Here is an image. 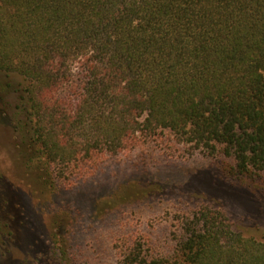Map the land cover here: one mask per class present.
<instances>
[{"label": "trees", "instance_id": "16d2710c", "mask_svg": "<svg viewBox=\"0 0 264 264\" xmlns=\"http://www.w3.org/2000/svg\"><path fill=\"white\" fill-rule=\"evenodd\" d=\"M0 73L20 154L55 189L166 132L170 149L264 171V0H0ZM177 213L169 255L132 232L116 238L117 264H264V239L220 204ZM69 238L54 263L73 264ZM16 243L0 218V263Z\"/></svg>", "mask_w": 264, "mask_h": 264}, {"label": "rangeland", "instance_id": "374dc122", "mask_svg": "<svg viewBox=\"0 0 264 264\" xmlns=\"http://www.w3.org/2000/svg\"><path fill=\"white\" fill-rule=\"evenodd\" d=\"M7 99H0L6 113L0 117V218L18 243L0 264H66L51 256L68 248L70 236L73 264H117L116 238L132 232L150 235L158 254L167 256L179 233L177 212L202 199L220 204L236 231L264 239V171L239 174L235 160L220 152L170 149L165 131L164 140L107 157L76 185L58 190L40 167L24 162L7 123L15 96Z\"/></svg>", "mask_w": 264, "mask_h": 264}]
</instances>
